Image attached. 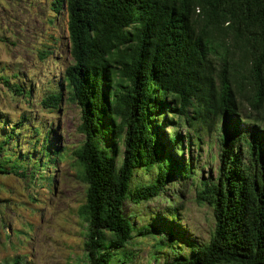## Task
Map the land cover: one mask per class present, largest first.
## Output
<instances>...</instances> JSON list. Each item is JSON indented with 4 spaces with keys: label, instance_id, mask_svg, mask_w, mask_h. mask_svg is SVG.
Returning <instances> with one entry per match:
<instances>
[{
    "label": "trees",
    "instance_id": "obj_1",
    "mask_svg": "<svg viewBox=\"0 0 264 264\" xmlns=\"http://www.w3.org/2000/svg\"><path fill=\"white\" fill-rule=\"evenodd\" d=\"M52 6L65 11L71 62L60 90L40 103L57 111L64 87L80 109L84 138L73 155L86 184L78 215L87 264H110L131 239L127 199L148 202L175 175L193 176L191 161L175 155L184 137L176 130L167 142L161 137L155 118L161 113L165 124L193 128L197 140L201 131H219L217 173L202 177L195 195L212 208L213 230L204 243L184 237L189 254L166 264H264V0H52ZM154 167L155 179L132 186L138 168ZM155 229L144 225L137 233ZM173 233L180 235L167 231L165 247Z\"/></svg>",
    "mask_w": 264,
    "mask_h": 264
},
{
    "label": "rangeland",
    "instance_id": "obj_2",
    "mask_svg": "<svg viewBox=\"0 0 264 264\" xmlns=\"http://www.w3.org/2000/svg\"><path fill=\"white\" fill-rule=\"evenodd\" d=\"M70 62L64 10L53 7L52 0H0V264H87L84 224L78 215L86 184L73 155L84 138L77 130L80 109L64 87L57 111L40 103L47 93L60 90ZM162 114L155 117L161 137L167 142L175 130L184 137L183 151L175 155L191 161L193 176L175 175L148 202L125 201L124 214L134 230L110 264H166L189 254L184 237L204 243L213 230L212 208L195 195L200 179L217 173L219 131H201L197 140L193 128L182 124L183 117L175 128L172 122L165 124ZM100 139L107 143L106 137ZM122 150L119 143L118 162ZM46 156L56 159L54 165L40 162ZM156 175V167L150 172L138 168L131 184ZM170 207L176 209L169 212ZM144 225L156 229L138 234ZM171 228L180 235L173 233L170 247H165Z\"/></svg>",
    "mask_w": 264,
    "mask_h": 264
}]
</instances>
